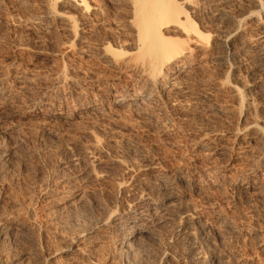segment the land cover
Instances as JSON below:
<instances>
[{"label":"rangeland","instance_id":"rangeland-1","mask_svg":"<svg viewBox=\"0 0 264 264\" xmlns=\"http://www.w3.org/2000/svg\"><path fill=\"white\" fill-rule=\"evenodd\" d=\"M93 1L103 11L78 12V22L90 18L92 26L76 39L63 20L48 16L57 10L54 0H0V264H264V194H257L264 191V85L251 89L241 57L225 53L209 0L193 1L214 46L190 42L182 89L159 84L146 113L114 105L118 95L146 87L138 72L108 66L99 55L110 44L121 63L131 58L130 12L123 3ZM169 31L166 37L181 38ZM208 100L221 109L217 115ZM85 103L91 109L76 114ZM217 146L233 154L217 157ZM160 173L174 179L181 206L204 220L188 224L199 259L183 256L177 218L137 241L134 247L144 248L135 254L120 248L130 230L109 217L130 216ZM248 175L259 187L250 194L241 189ZM100 220L109 221L102 227ZM87 225L96 231L70 245Z\"/></svg>","mask_w":264,"mask_h":264},{"label":"bare ground","instance_id":"bare-ground-1","mask_svg":"<svg viewBox=\"0 0 264 264\" xmlns=\"http://www.w3.org/2000/svg\"><path fill=\"white\" fill-rule=\"evenodd\" d=\"M106 1L116 4L123 3L122 6H124L125 8L127 7V10L130 12V15L128 14L129 15L128 23L134 31L135 41H133L134 42V44L132 45L133 49H131L133 50L132 56L125 63H121L119 61V53L115 51L110 44H104V46L102 45V47L99 48V55L100 57L105 59V63L108 66L117 67L119 64L120 65L122 64L123 67L129 68L134 72H138L139 78L146 87L144 88L146 90H141V91L136 90L131 95L126 93L118 95L117 98L114 99V105L132 106L134 107V110L140 113H146L148 111L147 104H150V102L154 104L153 98L156 96L154 93L158 92L159 88L157 86L159 84L164 85V87H166L167 89L169 88L168 92L171 90L173 91V90L182 89L186 77L185 72L187 70V67L190 66L191 64L189 60L192 53L190 51V48L188 47V44L190 42H193L195 45L201 46L202 48H209L211 46L213 47L214 45L211 44L212 35L210 36V34L208 33L204 34L203 31L205 29H203L202 31L201 28L202 24L201 25H199L200 23L198 24L196 17H197V13H199V6H198L199 4L197 5V3H195L193 0H106ZM54 2L57 5V10L51 11L49 9L47 12L48 16L56 20L57 18L58 20H63L61 24L65 28L70 29L74 35V38L76 39L81 35L79 32L80 29H84V30L87 29L86 31H88V28L92 26V20L90 18H86V20L83 23H80L81 21L78 22V19L76 18L78 12H80L84 16L86 15L89 16L94 10L103 11L101 5L97 3L96 4L93 3V5L91 4V2H94L93 0H54ZM56 5L54 6V8L56 7ZM208 6L210 7L209 14L214 23L215 31H217L216 36L220 35L224 38L221 40L222 41L221 43H222V48H224L225 50V53L229 54L230 58L231 56L236 58L238 56L241 57V59H239L238 61L239 67L245 70V74L250 81L249 87L251 89L256 90V88L263 86L264 85V0H209ZM172 29L177 31L180 34L181 38L171 39L166 37L167 31L169 30L172 31ZM247 29H249V31H246ZM209 102L210 100L206 101L205 103V105H207V107L210 109L209 112H211L212 115L215 114L217 115V113L221 109L219 110L218 107H215L214 105H212V103L210 104ZM260 108L264 115V104H262ZM90 109H91L90 105L85 103V105H81L80 108L76 109L75 113L78 114ZM62 118L65 120H69L70 117L63 115ZM244 134L245 133L243 130H238L235 133V136L237 140L240 142V144L247 143V139L249 137L244 136ZM241 146H242L241 149L245 148L243 147L244 145ZM210 149L213 150V147H210ZM232 151L233 150H230L227 147L220 146L214 149L215 152L214 154L217 157L219 156L223 159H227L231 157V155L233 154ZM222 170L226 171L228 169L223 168ZM160 174L162 176L157 177V179L154 181V185L152 186V188L149 187L151 188L150 191L148 190L149 188L147 189L149 193L144 198V200L138 203L139 205L137 209L133 211V213L130 214V216H128L125 220L123 219L124 217H122V219L120 218L115 219L112 216L109 217V220L112 219L111 225L116 226V228L117 227L121 229L124 228L127 231L130 230L129 233L126 231L127 234L120 238V242H119L120 248L126 250V252H130V253L136 252L137 248L139 247V246L134 247L135 244L138 243L137 241H140V239L142 240V238L145 239V237H147L146 239H148V236L154 237L155 227L162 226L164 224L167 225L168 222H170V220H172L173 218L174 219L177 218V220L181 222L179 224V227L177 228V231L183 234L182 240L184 241L186 240V244L188 248L187 249L188 251L186 253H183V256L185 258H191V256L192 257L198 256V253L200 252V251L197 252L199 250L198 249L199 247H197L198 235L196 236L195 234L197 233L194 232L195 233L194 234L193 231H191L190 225L188 226V224L193 222L195 225L201 227L203 226L202 222L204 220L200 219L199 217L200 213L199 215H197L198 213L195 210L194 212H192L193 210L189 211V209L186 208L187 209L186 210L184 209L183 206H181V199H180L181 197L179 198V194L178 192H176V188H175L176 185L175 182L173 181L174 179L173 178H172L173 180L170 179V177L167 176V174L165 173H160ZM247 177H248L247 179L244 178L243 181L241 180L242 181L241 189L243 192L250 194L251 192L257 191L259 187L256 184V182H254V180L253 181L251 180L252 179L251 176L248 175ZM181 182H183L182 177H180V179L178 180V183ZM195 186L197 185L195 184ZM257 194L263 196L264 191H258ZM105 216L104 218H106ZM109 220L107 221L100 220L97 222H99L98 224H100V226L102 225L103 227V225H106ZM222 222H225L228 225V227H231L229 226L230 223L228 224V222L225 221V218L222 219ZM94 225L96 226V224ZM199 227L197 229H199ZM18 228L11 227L13 231H17ZM96 228L93 227V225L92 226L90 225L89 227L87 225V227L84 230L82 231L80 230L81 232L80 231L78 232L80 234H78L77 236L74 235L75 238L73 239V242L70 243V245L72 244L75 247L76 244L82 241L88 234H91L92 232L94 233V231H96ZM200 229L202 230V228ZM220 231L223 232V230ZM141 247H143V245L140 246V248ZM68 248L69 246L67 245L64 246L62 250L65 251ZM134 248H136V251ZM119 252H121V250H119ZM122 253L124 254L125 252L122 251ZM17 261L18 258H15L12 260V262L10 263L8 262L7 264H15Z\"/></svg>","mask_w":264,"mask_h":264}]
</instances>
